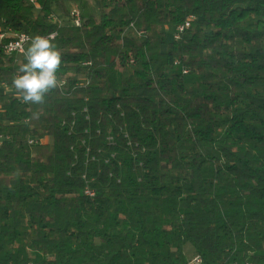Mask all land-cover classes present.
I'll list each match as a JSON object with an SVG mask.
<instances>
[{"label":"trees","instance_id":"1","mask_svg":"<svg viewBox=\"0 0 264 264\" xmlns=\"http://www.w3.org/2000/svg\"><path fill=\"white\" fill-rule=\"evenodd\" d=\"M35 3L0 30L63 82L22 103L0 41V264H264V0Z\"/></svg>","mask_w":264,"mask_h":264},{"label":"clouds","instance_id":"2","mask_svg":"<svg viewBox=\"0 0 264 264\" xmlns=\"http://www.w3.org/2000/svg\"><path fill=\"white\" fill-rule=\"evenodd\" d=\"M56 36L57 33H50L29 38L28 47L22 53L25 62L12 81L22 103L43 104L45 95L60 87L57 73L62 65V54L53 42Z\"/></svg>","mask_w":264,"mask_h":264},{"label":"built area","instance_id":"3","mask_svg":"<svg viewBox=\"0 0 264 264\" xmlns=\"http://www.w3.org/2000/svg\"><path fill=\"white\" fill-rule=\"evenodd\" d=\"M29 2L33 3L36 6L35 0H29ZM38 8V7H36ZM80 10L77 4L73 3L70 8V19L69 23L80 26L81 24V17H80ZM49 18L53 21H57L60 24H63V21L58 17V15L51 14ZM189 23H186L185 26H188ZM183 27L179 26L177 29H174L173 37L174 39L179 38V33L182 31ZM10 37V40L4 42L2 44V48L6 54L17 53L22 55L23 51L25 50V46L30 42L31 35L27 34V32H13L10 28H2L0 30V41H2L5 37ZM63 80H61L60 84H62ZM29 143L36 142L32 139H29ZM0 144H1V137H0ZM201 258L199 255H194L190 260V264H201ZM31 264V263H29Z\"/></svg>","mask_w":264,"mask_h":264},{"label":"rangeland","instance_id":"4","mask_svg":"<svg viewBox=\"0 0 264 264\" xmlns=\"http://www.w3.org/2000/svg\"><path fill=\"white\" fill-rule=\"evenodd\" d=\"M90 1H92L93 2V0H90ZM73 5V4H72ZM71 5V6H72ZM71 6L69 5V8H71ZM55 14L56 15H58V17L64 22V23H66L67 22V19L66 18H64V17H62L57 11H55ZM168 30H167V36H168V38H171V35H172V33H174V30L172 31V29L171 28H167ZM172 32V33H171ZM28 47V44L25 46V49ZM186 253L188 254V255H190V259L194 256V254L192 255V248H191V245L190 244H187L186 245Z\"/></svg>","mask_w":264,"mask_h":264}]
</instances>
